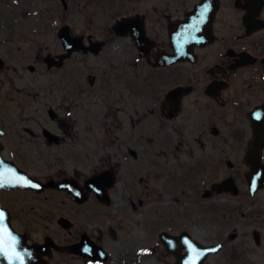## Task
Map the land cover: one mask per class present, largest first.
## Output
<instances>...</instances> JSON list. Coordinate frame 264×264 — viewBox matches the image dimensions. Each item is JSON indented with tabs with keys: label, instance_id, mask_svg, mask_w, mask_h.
<instances>
[{
	"label": "flooded vegetation",
	"instance_id": "flooded-vegetation-1",
	"mask_svg": "<svg viewBox=\"0 0 264 264\" xmlns=\"http://www.w3.org/2000/svg\"><path fill=\"white\" fill-rule=\"evenodd\" d=\"M57 1L65 10L71 3L77 5L82 28L70 34L79 38V47L61 65L51 62L49 67L45 57L60 61L57 56L64 53L63 47L59 53L37 55L36 61L51 71L64 68L77 55L79 99H85L87 86L109 101L110 143L116 151L134 155L156 149L168 170L170 164L180 162L181 149L190 154L188 136L199 151L207 152V144L210 149L224 148L227 132L247 156L261 148L264 165V144L260 147L261 134L264 141V0H65V7ZM5 68L0 56V82ZM27 69L33 72L35 67L28 64ZM3 101L0 98V264H59L70 258L104 264L109 254L98 235L67 216L72 204L52 205L61 191L83 205L92 190L72 178L38 177L30 147L34 132L27 119L33 115L7 113ZM49 116L55 117L52 111ZM44 132L51 141L59 139ZM194 169L204 170L196 165L181 167L177 176L191 178ZM111 170L114 181L115 165ZM64 180L77 184L86 200L77 202L58 187ZM214 183L218 182L210 181L209 188L203 189L205 200L229 192L204 196ZM40 197L42 205L37 202ZM160 232L175 236L184 232L201 245L186 230ZM253 237L259 240L257 232ZM217 244L222 245H210ZM95 245L102 247L105 260L99 259V253L95 260L90 257L87 248Z\"/></svg>",
	"mask_w": 264,
	"mask_h": 264
},
{
	"label": "rangeland",
	"instance_id": "rangeland-1",
	"mask_svg": "<svg viewBox=\"0 0 264 264\" xmlns=\"http://www.w3.org/2000/svg\"><path fill=\"white\" fill-rule=\"evenodd\" d=\"M63 24L70 26L72 34L79 33L82 22L76 3L65 10L57 0H0V56L6 62L0 98L9 108L5 112L33 115L27 119L34 132L30 147L36 175L60 181L72 178L84 188L85 180L105 171L111 173L115 165L109 204L90 191V199L77 205L61 191L56 192L59 197L52 205L72 204L67 216L98 235L109 254L104 264H173L174 256L166 253L158 239L162 230H186L201 245L222 243V249L208 256L204 264H264V187L249 195L247 155L238 151L230 134H224V148L210 149L207 144V152L199 151L188 136L190 154L181 149L180 162L170 164L168 170L162 167L156 149L135 151L134 155L116 151L110 143L109 101L87 86L85 99H79L77 65L81 63H77V55L64 68L51 71L44 62L36 61L37 55L62 52L57 31ZM28 64L34 65L33 72L27 69ZM50 111L55 117L49 116ZM45 130L59 139L51 141ZM194 165L204 170L194 169L185 180L177 176L181 167ZM228 176L238 189L236 196L227 192L209 200L201 197L210 181ZM37 202L42 205V197ZM254 232L259 235L257 242ZM59 264L84 263L70 258Z\"/></svg>",
	"mask_w": 264,
	"mask_h": 264
},
{
	"label": "water",
	"instance_id": "water-1",
	"mask_svg": "<svg viewBox=\"0 0 264 264\" xmlns=\"http://www.w3.org/2000/svg\"><path fill=\"white\" fill-rule=\"evenodd\" d=\"M62 5L65 7V0H60ZM57 36L61 42V45L64 49V53L58 55L57 58L60 61L55 60L53 56H46L45 60L49 67L53 64L61 65L64 58L68 57L72 51H76L79 47V38L75 35L70 34V28L68 24H63L59 27L57 31ZM30 69L31 66H30ZM261 142L260 147L263 146V136L261 134ZM261 148L257 153H250L247 156V160L250 162L251 172L247 177V185L248 192L251 196L255 194V192L264 187V165L261 163ZM229 167H232V163L230 161L227 162ZM113 183V179L110 175L109 171L102 172L101 174L95 175L90 179L85 180V188L87 190H93L98 197V199L105 203H109V198L107 194V189ZM37 185L39 183L37 182ZM58 187L66 189L70 197L77 202H82L86 199V195L82 192L81 188L77 186L73 181L64 180L59 183ZM229 191L232 194H237L238 189L234 183V180L231 176L226 177L224 180L214 183L211 185V190H206L204 192V196H208L212 191L222 192ZM159 240L165 244V249L168 253H171L175 256L176 261L174 264H201L202 261L209 255L218 252L222 245H209V246H201L195 240L190 239L187 233H181L177 236L172 235L168 232H160ZM87 242V241H86ZM78 245L73 246V251L77 252ZM183 248L184 252L180 253V249ZM88 254L92 259H97L96 253H99L100 260H105L104 250L102 247L95 245L90 246Z\"/></svg>",
	"mask_w": 264,
	"mask_h": 264
},
{
	"label": "snow or ice",
	"instance_id": "snow-or-ice-1",
	"mask_svg": "<svg viewBox=\"0 0 264 264\" xmlns=\"http://www.w3.org/2000/svg\"><path fill=\"white\" fill-rule=\"evenodd\" d=\"M3 217H2V215H0V219H2Z\"/></svg>",
	"mask_w": 264,
	"mask_h": 264
},
{
	"label": "bare ground",
	"instance_id": "bare-ground-1",
	"mask_svg": "<svg viewBox=\"0 0 264 264\" xmlns=\"http://www.w3.org/2000/svg\"><path fill=\"white\" fill-rule=\"evenodd\" d=\"M54 140V139H53Z\"/></svg>",
	"mask_w": 264,
	"mask_h": 264
}]
</instances>
